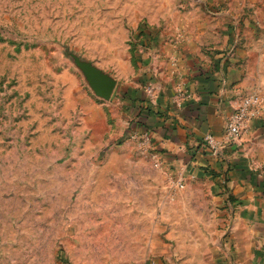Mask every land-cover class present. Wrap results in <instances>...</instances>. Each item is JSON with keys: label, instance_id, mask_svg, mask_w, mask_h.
<instances>
[{"label": "rangeland", "instance_id": "374dc122", "mask_svg": "<svg viewBox=\"0 0 264 264\" xmlns=\"http://www.w3.org/2000/svg\"><path fill=\"white\" fill-rule=\"evenodd\" d=\"M230 69L264 75V0H0V264H264L214 176L131 130L155 84Z\"/></svg>", "mask_w": 264, "mask_h": 264}, {"label": "crops", "instance_id": "0c3cea01", "mask_svg": "<svg viewBox=\"0 0 264 264\" xmlns=\"http://www.w3.org/2000/svg\"><path fill=\"white\" fill-rule=\"evenodd\" d=\"M194 72V82L183 80L177 88L184 92L180 101L175 99L176 87L166 82L155 84L151 99L142 96L129 104L132 121L145 123L142 130L150 133L170 166L192 176L213 175L225 196L233 198L230 211L236 220L264 236V108L248 133L239 142L226 141L218 155L204 143L207 134L224 138L228 118L240 100L256 89L252 85L264 95V75L242 81L233 69L225 77ZM249 81L250 85L244 83Z\"/></svg>", "mask_w": 264, "mask_h": 264}, {"label": "built area", "instance_id": "2783aa9c", "mask_svg": "<svg viewBox=\"0 0 264 264\" xmlns=\"http://www.w3.org/2000/svg\"><path fill=\"white\" fill-rule=\"evenodd\" d=\"M264 108V97L259 93H250L243 97L228 118L224 131V138L218 139L211 134L204 138L205 146L214 154L218 155L226 141L239 142L249 131L250 125ZM134 133V132H133ZM134 138L142 137L145 141L151 139L148 132H135Z\"/></svg>", "mask_w": 264, "mask_h": 264}, {"label": "water", "instance_id": "95a60500", "mask_svg": "<svg viewBox=\"0 0 264 264\" xmlns=\"http://www.w3.org/2000/svg\"><path fill=\"white\" fill-rule=\"evenodd\" d=\"M83 68L95 92L99 96L105 99H109L113 93L115 83L91 68H88L86 66H84Z\"/></svg>", "mask_w": 264, "mask_h": 264}, {"label": "trees", "instance_id": "16d2710c", "mask_svg": "<svg viewBox=\"0 0 264 264\" xmlns=\"http://www.w3.org/2000/svg\"><path fill=\"white\" fill-rule=\"evenodd\" d=\"M132 128L131 130L138 131L139 133H143L144 131L142 130L143 127H145V123L143 122H138V121H134L133 123H131ZM139 127V128H137ZM137 129V130H136ZM140 130V131H139ZM146 131V130H145Z\"/></svg>", "mask_w": 264, "mask_h": 264}]
</instances>
